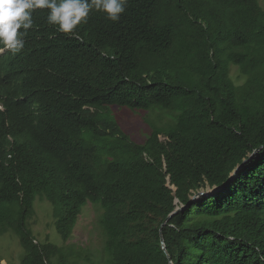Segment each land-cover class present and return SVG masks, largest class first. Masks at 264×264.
Instances as JSON below:
<instances>
[{"label": "trees", "instance_id": "16d2710c", "mask_svg": "<svg viewBox=\"0 0 264 264\" xmlns=\"http://www.w3.org/2000/svg\"><path fill=\"white\" fill-rule=\"evenodd\" d=\"M47 15L0 56V235L17 236L20 264L89 261L37 240V201L64 244L97 207L100 264H171L160 231L184 206L162 228L173 264H264L260 1L128 0L118 22L92 11L69 35ZM111 107L171 120L138 143Z\"/></svg>", "mask_w": 264, "mask_h": 264}, {"label": "rangeland", "instance_id": "374dc122", "mask_svg": "<svg viewBox=\"0 0 264 264\" xmlns=\"http://www.w3.org/2000/svg\"><path fill=\"white\" fill-rule=\"evenodd\" d=\"M264 8V0H259ZM231 77L238 85L243 84L244 79L240 76L239 70L232 68ZM111 113L120 123L121 128L133 141L143 142L150 134V124L163 126L170 121L168 113L160 111H131L125 108L111 107ZM207 192H212L208 188ZM100 211L97 207L88 204L79 217L78 223L73 231L70 240L64 244L55 228V216L53 207L46 201L35 203V215L30 221V227L39 242H52L59 246H73L77 251L82 252L85 264H100V251L102 248L103 236L98 225ZM24 251L17 236L8 232L0 235V259L2 264H20Z\"/></svg>", "mask_w": 264, "mask_h": 264}, {"label": "clouds", "instance_id": "9594fccd", "mask_svg": "<svg viewBox=\"0 0 264 264\" xmlns=\"http://www.w3.org/2000/svg\"><path fill=\"white\" fill-rule=\"evenodd\" d=\"M127 5L128 0H0V56L22 52L23 38L33 26L32 13L36 9H47V23L69 35L75 34L92 11L118 22Z\"/></svg>", "mask_w": 264, "mask_h": 264}, {"label": "water", "instance_id": "95a60500", "mask_svg": "<svg viewBox=\"0 0 264 264\" xmlns=\"http://www.w3.org/2000/svg\"><path fill=\"white\" fill-rule=\"evenodd\" d=\"M259 150H256L250 157H249V159L250 158H252L253 156H254V154L255 153H257ZM249 159H247V160H245L238 168H237V170H236V172L239 170V169H241V167L244 165V164H246L247 162H248V160ZM215 189H212V192L214 191ZM212 192H207V191H202V192H199V193H197L196 195H194L193 197H192V200H191V202L189 203V205H188V207L189 206H192L196 201H197V199L198 198H200V197H202V196H205V197H209L210 195H211V193ZM185 208V206L184 207H181V208H177L168 218H167V220L165 221V223L162 225V227H161V241H162V249L165 251V253H166V255H167V257L169 258V261H170V263L171 264H173L172 263V259H171V257H170V255H169V253H168V251H167V248H166V244H165V241H164V237H163V234H162V228L168 223V221H169V219L173 216V215H176L177 213H179L180 211H182L183 209Z\"/></svg>", "mask_w": 264, "mask_h": 264}]
</instances>
